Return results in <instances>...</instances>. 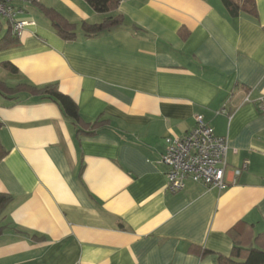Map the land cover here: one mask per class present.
Wrapping results in <instances>:
<instances>
[{
    "label": "crops",
    "instance_id": "crops-1",
    "mask_svg": "<svg viewBox=\"0 0 264 264\" xmlns=\"http://www.w3.org/2000/svg\"><path fill=\"white\" fill-rule=\"evenodd\" d=\"M254 2L255 15L232 16L220 0H123L112 13L122 24L93 36L80 23L105 14L85 0L13 2L32 24L0 49V82L54 83L85 122H105L78 135L54 102L0 91V193L11 196L0 264H218L243 231L264 232V0ZM8 29L0 16V39ZM197 114L226 139V177L247 166L224 190L188 181L167 192L164 139Z\"/></svg>",
    "mask_w": 264,
    "mask_h": 264
},
{
    "label": "trees",
    "instance_id": "trees-1",
    "mask_svg": "<svg viewBox=\"0 0 264 264\" xmlns=\"http://www.w3.org/2000/svg\"><path fill=\"white\" fill-rule=\"evenodd\" d=\"M89 6L97 13L105 14L99 23L90 24L81 22V29L84 36H93L101 31L108 30L113 27L120 26L123 17L120 14H112L115 12L119 0H85ZM228 13L237 16L241 13L255 15L256 6L254 0H220ZM44 16L50 21L55 32L65 40L76 38L75 24L67 21L55 10L50 8H42ZM8 29L6 34L0 39V49L8 46L16 40ZM2 68L10 73H17L18 69L9 62H3ZM0 91L2 93L11 92L14 94L25 92L29 95L36 96L39 100H49L54 102L60 111L68 117L78 135H92L96 132L97 127L102 125L104 120H96L94 122H85L79 113V107L68 95L59 91L54 83L43 86H32L28 84H19L14 88H9L0 82ZM1 127V122H0ZM7 153L0 143V160ZM11 196L0 193V215L3 213L6 205L10 202ZM3 226L0 225V233ZM234 232L232 228L230 233ZM202 252H205L203 249ZM218 264H264V232L253 235L252 231L242 232L238 239L233 238V247L229 256H217Z\"/></svg>",
    "mask_w": 264,
    "mask_h": 264
},
{
    "label": "built area",
    "instance_id": "built-area-1",
    "mask_svg": "<svg viewBox=\"0 0 264 264\" xmlns=\"http://www.w3.org/2000/svg\"><path fill=\"white\" fill-rule=\"evenodd\" d=\"M14 1L17 0H0V16L6 20L11 33L19 38L24 28L32 23L23 17L24 10L16 7ZM259 107L264 111L263 105ZM194 119V127L185 134L164 139L158 163L165 166L167 192L181 191L188 181L224 190L236 181L241 170L247 166L245 162L242 163L240 167L232 169L230 177H226L225 137L216 135L201 115H195Z\"/></svg>",
    "mask_w": 264,
    "mask_h": 264
},
{
    "label": "rangeland",
    "instance_id": "rangeland-1",
    "mask_svg": "<svg viewBox=\"0 0 264 264\" xmlns=\"http://www.w3.org/2000/svg\"><path fill=\"white\" fill-rule=\"evenodd\" d=\"M3 25H4V24H3ZM4 26H5V25H4ZM3 212H4V211H3ZM2 216H3V215L1 214V215H0V222H1ZM0 225H1V224H0ZM1 226H2V225H1Z\"/></svg>",
    "mask_w": 264,
    "mask_h": 264
}]
</instances>
